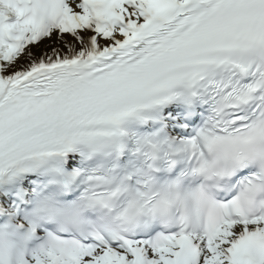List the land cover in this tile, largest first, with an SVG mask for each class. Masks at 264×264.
<instances>
[{
	"label": "snow or ice",
	"instance_id": "1",
	"mask_svg": "<svg viewBox=\"0 0 264 264\" xmlns=\"http://www.w3.org/2000/svg\"><path fill=\"white\" fill-rule=\"evenodd\" d=\"M0 264H264V0H0Z\"/></svg>",
	"mask_w": 264,
	"mask_h": 264
}]
</instances>
